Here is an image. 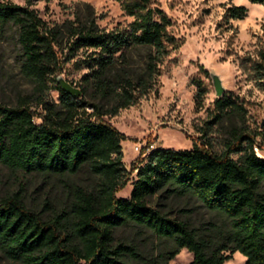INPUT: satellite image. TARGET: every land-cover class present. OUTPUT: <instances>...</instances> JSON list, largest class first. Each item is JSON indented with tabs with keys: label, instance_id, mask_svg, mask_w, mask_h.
<instances>
[{
	"label": "trees",
	"instance_id": "1",
	"mask_svg": "<svg viewBox=\"0 0 264 264\" xmlns=\"http://www.w3.org/2000/svg\"><path fill=\"white\" fill-rule=\"evenodd\" d=\"M249 1L264 5V0ZM122 8L134 18L129 30L107 31L93 19L67 26L70 50L88 54L82 95L92 89L113 102L104 109L73 98L60 85V103L49 100L65 34L49 27L31 0L25 6L0 0V38L17 27L21 72L34 85L15 106L0 104V163L14 173L42 177L57 194L41 210L27 205L23 188L0 198L1 256L20 264H173L186 249L193 255L190 264H225L236 253L245 264H264V159L256 155L253 137L234 135L221 154L209 143L195 142L189 151L157 148L127 169L126 138L103 117L147 96L159 66L179 45L168 32L171 20L151 7V0H124ZM247 13L244 6L232 7L227 16L242 20ZM136 49L150 50L143 72L126 66ZM34 106L42 111L40 124ZM239 109L231 99L219 98L213 122ZM132 172L131 196L119 198ZM196 204L211 214L197 225L184 214L194 212ZM123 227L149 233L159 252L117 241Z\"/></svg>",
	"mask_w": 264,
	"mask_h": 264
},
{
	"label": "rangeland",
	"instance_id": "2",
	"mask_svg": "<svg viewBox=\"0 0 264 264\" xmlns=\"http://www.w3.org/2000/svg\"><path fill=\"white\" fill-rule=\"evenodd\" d=\"M25 6L28 0H4ZM124 0H31L32 8L49 27L62 29L64 38L57 48L60 67L49 81V100L59 104L56 90L62 78L73 87L83 90V79L88 54L70 50L67 26L77 21L93 19L101 29L129 30L134 18L122 8ZM244 6L247 16L242 20L229 19L227 11ZM151 7L163 11L171 20L168 29L179 47L172 50L159 66V75L152 91L134 106L121 110L116 116L107 115L103 121L126 138L123 141L124 163L129 171L144 159L134 147L138 143H154L157 148L189 151L193 143H209L214 153L221 154L234 135L253 137L255 153L264 157V5L249 0H151ZM150 55L148 49L133 50L126 63L133 70L143 72ZM23 53L18 42V29L12 26L0 38V104L15 106L19 98L33 92L34 85L22 72ZM123 65H117L121 68ZM213 75L225 88L223 97L234 101L241 109L229 112L220 122L215 117L216 95ZM55 79L57 82H53ZM90 89L81 98L104 109L113 102L105 100ZM203 93L201 101L198 93ZM222 97V98H223ZM35 122H42L41 109ZM92 112L91 107L87 108ZM207 131V135L204 133ZM234 159L239 156L232 154ZM87 182L85 175L80 176ZM136 172L128 177L127 186L117 193L119 198H130ZM24 189L26 203L31 208H43L47 198L55 197L56 189L40 176L14 173L0 163V198ZM190 208H192L190 206ZM194 212L184 213L194 224L208 220L211 214L200 204ZM169 211H172L168 209ZM174 211V210H173ZM174 217L175 214L173 213ZM116 239L134 241L143 249L157 254L159 242L149 233H138L132 227L117 230ZM193 255L186 249L172 261L190 264ZM0 264H20L0 254ZM225 264H245V257L236 253Z\"/></svg>",
	"mask_w": 264,
	"mask_h": 264
},
{
	"label": "water",
	"instance_id": "3",
	"mask_svg": "<svg viewBox=\"0 0 264 264\" xmlns=\"http://www.w3.org/2000/svg\"><path fill=\"white\" fill-rule=\"evenodd\" d=\"M212 77H213V81H214V87H215L216 95L218 98H222L225 94V88L223 86V83L217 75H213ZM59 84H60L61 88L65 92L70 94L73 98L78 99L81 97L82 91L73 87L70 83H68L64 79L60 78Z\"/></svg>",
	"mask_w": 264,
	"mask_h": 264
},
{
	"label": "built area",
	"instance_id": "4",
	"mask_svg": "<svg viewBox=\"0 0 264 264\" xmlns=\"http://www.w3.org/2000/svg\"><path fill=\"white\" fill-rule=\"evenodd\" d=\"M156 149L157 147L154 143H148V142L138 143L134 147L135 152H137L138 155H143L144 157L149 155L152 151ZM256 155L259 158L264 159V157L261 154L257 153Z\"/></svg>",
	"mask_w": 264,
	"mask_h": 264
}]
</instances>
